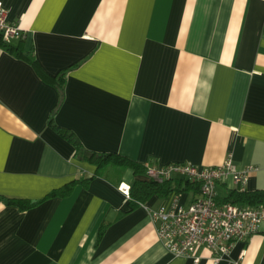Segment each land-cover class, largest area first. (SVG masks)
Wrapping results in <instances>:
<instances>
[{"label": "crops", "instance_id": "0c3cea01", "mask_svg": "<svg viewBox=\"0 0 264 264\" xmlns=\"http://www.w3.org/2000/svg\"><path fill=\"white\" fill-rule=\"evenodd\" d=\"M0 3L24 34L9 42L22 39V55L0 45V264H194L167 251L148 212L176 192L133 207L118 189L132 168L28 209L7 199L94 173L51 115L86 149L157 166L230 157L258 167L247 190L264 189V0ZM227 190L218 184L222 199ZM179 194L189 203L199 191ZM241 248L215 262L202 247L198 264H264V218Z\"/></svg>", "mask_w": 264, "mask_h": 264}, {"label": "built area", "instance_id": "2783aa9c", "mask_svg": "<svg viewBox=\"0 0 264 264\" xmlns=\"http://www.w3.org/2000/svg\"><path fill=\"white\" fill-rule=\"evenodd\" d=\"M0 36L6 43L24 36L18 22L8 19L1 3ZM145 166V176L149 179L162 182L182 178L198 185L199 194L189 203L182 201L181 194L174 193L158 206L147 207L157 235L169 253L189 257L194 264L200 261L198 250L202 247L210 250L215 262L227 259L240 243L239 257L246 253L248 239L260 230L264 204L224 201L217 186L222 184L228 190H244L250 173L257 170V166L238 168L230 157L211 166L190 162H171L162 166L146 163ZM118 189L129 198V183H119Z\"/></svg>", "mask_w": 264, "mask_h": 264}, {"label": "trees", "instance_id": "16d2710c", "mask_svg": "<svg viewBox=\"0 0 264 264\" xmlns=\"http://www.w3.org/2000/svg\"><path fill=\"white\" fill-rule=\"evenodd\" d=\"M0 45L6 47L8 51L15 53L16 55L23 54L22 39H20L17 44L6 43L1 39L0 36ZM24 56L28 58V60L32 63H35V60L31 57V55L24 54ZM53 78L56 86L60 91L59 103H61L65 82L64 72L59 73ZM48 124L61 137L65 138L74 146V156L78 159L86 160L92 163L95 166V171L90 177L76 178L59 188L51 190L41 199H7L8 203L15 204L21 209H28L37 206L43 200L53 196H67L72 192L74 186H76L77 184L86 186L91 179L97 176L104 177L114 182L115 184H118L126 168H132L134 175L137 176L130 183L129 198L133 207L141 205L153 195H158L159 197L166 198L172 192L181 193L190 189L198 190V185L196 183L182 178L164 179L162 182H159L153 178L149 179L145 176V164L138 162L128 156L115 152H99L86 149L77 135L71 129L62 127L53 121V115L49 117ZM223 200L234 203L255 202L256 204H264V189H255L252 191L247 189L239 190L237 188L229 189L227 191V195L223 198ZM103 228L104 226H100V233H102Z\"/></svg>", "mask_w": 264, "mask_h": 264}]
</instances>
